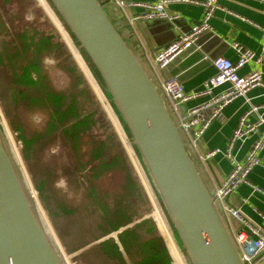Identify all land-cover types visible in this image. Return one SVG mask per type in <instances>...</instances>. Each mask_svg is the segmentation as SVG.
<instances>
[{
	"label": "water",
	"instance_id": "95a60500",
	"mask_svg": "<svg viewBox=\"0 0 264 264\" xmlns=\"http://www.w3.org/2000/svg\"><path fill=\"white\" fill-rule=\"evenodd\" d=\"M50 1L105 83L190 262L256 264L258 258L252 263L241 258L193 145L168 109L153 72L126 43L122 30L128 25L112 21L104 10L112 0ZM0 264H67L1 131Z\"/></svg>",
	"mask_w": 264,
	"mask_h": 264
},
{
	"label": "rangeland",
	"instance_id": "374dc122",
	"mask_svg": "<svg viewBox=\"0 0 264 264\" xmlns=\"http://www.w3.org/2000/svg\"><path fill=\"white\" fill-rule=\"evenodd\" d=\"M7 10L11 17L6 14ZM14 17L16 19H13ZM3 23L4 28L1 27ZM25 23H34L39 31L61 34L62 40L74 57V63L68 58V53L65 56L59 51L46 55L43 67L47 72L48 82L59 90L66 88L67 93H71L72 75L67 70V65L76 66L82 71L93 94L100 101L104 119L111 126V132L114 134L115 131L122 141L124 155L138 175L136 182L147 192L151 205L148 209L141 206L142 210H148V216L151 217L152 200L157 197L158 207L163 210L166 219V226L154 220L168 246L172 261L176 264H192L105 83L50 0H0V53L3 52L2 45L9 39L2 32L23 30ZM63 51L67 52L66 49ZM9 65L7 62L5 65L0 63V131L7 148L20 164L43 221L60 247L67 264H107L98 245L103 240L99 229L101 221L99 216L90 213L93 209L87 200L89 187L85 185L80 189L71 174L75 166L86 165L90 160L92 147L90 148L89 142H85L80 147L79 155L71 156L63 151L62 141L42 135L46 124V111L36 103L35 90H25L13 83ZM108 133L110 134L104 126L97 124L93 133L96 137L94 141L107 140ZM21 138L33 143L26 148ZM118 152L119 150H114L111 155L116 156ZM135 172L133 170V177ZM77 179L80 184L84 183L82 178ZM125 185L127 183L124 174L119 171L113 175H105L95 183L100 194L109 195L123 194L122 187ZM116 236L117 234L112 235Z\"/></svg>",
	"mask_w": 264,
	"mask_h": 264
},
{
	"label": "crops",
	"instance_id": "0c3cea01",
	"mask_svg": "<svg viewBox=\"0 0 264 264\" xmlns=\"http://www.w3.org/2000/svg\"><path fill=\"white\" fill-rule=\"evenodd\" d=\"M158 1L112 0L104 5V10L112 21L128 25L129 29L122 30L126 43L142 59L146 69L153 72L156 81L176 79L183 85L185 92H201L208 79L216 74L213 60L224 57L237 62L233 45L240 44L250 50L255 58L239 70V76H248L259 71L264 85V0H219V9L209 23L210 28L199 35L194 45L174 57L163 71L154 63L156 54L180 36L197 28L196 25L202 21L204 9L191 2H169L166 5L167 12L178 19H143L146 10L136 4L148 5ZM128 30L130 34L127 33ZM258 56L262 57V62L256 61ZM228 88L227 84L215 90L211 96L188 101L184 105L186 111L205 105ZM207 113L211 111L203 114ZM243 118L246 119V125L253 127L255 131L249 132L233 149V156L241 164L254 143L264 137V86L258 85L246 95L228 103L223 109L222 117L210 125L194 146L197 166L206 185L215 191L232 171V163L225 156V152ZM213 150H220L224 154L205 159ZM258 156L261 160L260 166L253 168L248 175V183L239 186L226 203L240 210L243 218L264 233V194L257 193L252 187L263 188L264 191V146ZM227 222L232 235L241 227L237 221L228 219ZM256 258V264H264V252Z\"/></svg>",
	"mask_w": 264,
	"mask_h": 264
},
{
	"label": "trees",
	"instance_id": "16d2710c",
	"mask_svg": "<svg viewBox=\"0 0 264 264\" xmlns=\"http://www.w3.org/2000/svg\"><path fill=\"white\" fill-rule=\"evenodd\" d=\"M6 14L11 17L8 10ZM4 26L3 23L1 27ZM2 33L9 39L2 45L0 63L10 64V76L15 85L37 93L36 103L46 111L42 135L62 141L63 151L71 156L79 155L80 147L85 142H89L90 148L92 147L90 160L86 165L75 166L71 174L80 189L85 185L89 187L87 200L93 209L90 213L99 216L101 221L99 229L103 240L98 245L106 263L176 264L170 257L159 226L148 216L149 211L141 208L148 209L151 205L147 192L136 182L138 175L134 168L136 175L132 176L133 170L129 165L131 162L124 155L122 141L115 131L114 134L111 132V126L104 119L100 101L93 94L82 71L76 66L67 65V70L72 75L71 93H67L66 88L59 90L48 82L47 72L43 67L46 55L59 51L65 56L68 53V58L74 63V57L61 34L39 31L34 23H25L23 30ZM65 49L67 52L63 51ZM97 124L110 132L107 140L94 141L96 137L93 133ZM22 140L26 148L33 143ZM114 150H119L116 156L111 155ZM118 171L123 172L127 183L122 187L123 194H100L95 183L103 176L113 175ZM77 178H82L84 183L80 184ZM114 234L117 236L112 237Z\"/></svg>",
	"mask_w": 264,
	"mask_h": 264
},
{
	"label": "built area",
	"instance_id": "2783aa9c",
	"mask_svg": "<svg viewBox=\"0 0 264 264\" xmlns=\"http://www.w3.org/2000/svg\"><path fill=\"white\" fill-rule=\"evenodd\" d=\"M218 1L219 0H203L202 2H193L190 0H159L155 4H136L138 7L146 10V14L143 16V19L146 21L178 19V17L172 16L167 12L166 5L169 2H191L204 9V15L199 27L195 28L190 33L180 36L177 40L156 54L154 63H156L159 70H165L174 57L185 51L186 48L194 45L199 35L210 28L209 23L214 13L219 9ZM233 47L237 54V62L230 61L224 57L214 59L213 63L216 74L208 79L201 92H185L183 85L176 79H168L163 82L157 81L162 98L165 100L172 116L179 121L180 129L186 134L189 143H191L193 147L196 142L205 135V131L210 125L222 117L223 109L228 103L240 98V96L246 95L247 92L258 87V85L264 86L259 71L248 76H239V70L253 60L255 55L240 44H234ZM256 61L262 62V57L258 56ZM227 84L229 88L224 91L222 95L213 97V99L205 103V105L187 110V112L183 114L182 107L188 101L204 96H211L215 90ZM205 111H211V113L204 115L203 113ZM254 131L255 129L253 127L246 125V119L243 118L236 128L232 140L228 144L227 152H225V156L232 163V171L225 177L220 188L215 192V199L222 205V214L225 219L227 221L228 219L237 221L241 225L239 230L232 236L237 244L241 258L247 263H252L257 256L264 252V233H261L259 228L249 220L243 218L240 210L234 209L228 205L225 199L227 196L235 194L239 186L243 185V183H248V175L252 172L253 168L261 164L258 152L264 146V137H261L254 143L252 148L245 155L242 164L237 162L233 156V149L236 143L244 140L249 132ZM220 154L224 153L220 150H213L206 155L205 159ZM252 187L257 193L264 194L263 188L256 186ZM157 200V197L152 200L153 211L151 218L165 225L166 219L163 210L158 207Z\"/></svg>",
	"mask_w": 264,
	"mask_h": 264
}]
</instances>
